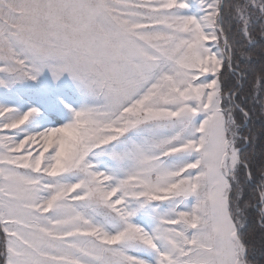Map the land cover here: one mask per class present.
<instances>
[{
	"label": "snow or ice",
	"instance_id": "obj_1",
	"mask_svg": "<svg viewBox=\"0 0 264 264\" xmlns=\"http://www.w3.org/2000/svg\"><path fill=\"white\" fill-rule=\"evenodd\" d=\"M225 6L239 50L218 43ZM192 8L0 0V264H252L250 113L222 77L264 58V0Z\"/></svg>",
	"mask_w": 264,
	"mask_h": 264
},
{
	"label": "trees",
	"instance_id": "obj_2",
	"mask_svg": "<svg viewBox=\"0 0 264 264\" xmlns=\"http://www.w3.org/2000/svg\"><path fill=\"white\" fill-rule=\"evenodd\" d=\"M223 18V27L227 36L222 34L230 41L229 49L237 45H245L246 34L240 35V26L227 6H225ZM260 27L261 25L257 24L253 29V37L257 40L261 37ZM237 50H239L238 47ZM260 51V46L254 49L253 63L250 66L241 65L235 75H233L234 66L239 61L233 60V67H229L222 77L224 83L233 89V103L247 109L250 113L247 128L243 129V132L245 138L251 134L252 143L249 144L245 139L240 141L238 146L242 148V155L247 158L250 165V167L241 168L239 177L243 197L241 206L245 209L244 235L249 248L253 251L252 264H264V243H262L264 242V223H262L264 180L260 179V169L264 167V90H262L259 74L264 68V58L258 55ZM225 99H227V93H225ZM236 117L238 120L241 119L239 112L236 113Z\"/></svg>",
	"mask_w": 264,
	"mask_h": 264
},
{
	"label": "rangeland",
	"instance_id": "obj_3",
	"mask_svg": "<svg viewBox=\"0 0 264 264\" xmlns=\"http://www.w3.org/2000/svg\"><path fill=\"white\" fill-rule=\"evenodd\" d=\"M190 2L193 4V8L191 9V11L195 13V12L199 11V4L201 2H204V0H190ZM224 40H225V37L223 36V34H221L220 40L218 41V43L221 46V50H223ZM201 79H203V77H201ZM49 81H50V74L48 73L47 70H45V72L39 78V82H40V84H46ZM18 87H20L22 89H27V88L35 87V85L33 84V82H28L24 85H19ZM59 87H61V88L71 87V81H70L67 74H65L64 77L62 78V80L60 81ZM137 255H141V254L137 253Z\"/></svg>",
	"mask_w": 264,
	"mask_h": 264
}]
</instances>
